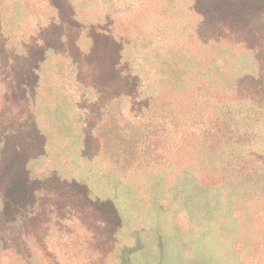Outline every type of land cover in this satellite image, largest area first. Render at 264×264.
Returning <instances> with one entry per match:
<instances>
[{"label": "trees", "instance_id": "obj_1", "mask_svg": "<svg viewBox=\"0 0 264 264\" xmlns=\"http://www.w3.org/2000/svg\"><path fill=\"white\" fill-rule=\"evenodd\" d=\"M2 1L0 251L37 264L63 230L89 264H110L108 212L139 191L136 168L167 191L180 173L201 191L264 194V7L79 0L67 14L48 0L50 31L15 37ZM155 195L156 211L170 207ZM60 206L90 233L59 225Z\"/></svg>", "mask_w": 264, "mask_h": 264}, {"label": "rangeland", "instance_id": "obj_2", "mask_svg": "<svg viewBox=\"0 0 264 264\" xmlns=\"http://www.w3.org/2000/svg\"><path fill=\"white\" fill-rule=\"evenodd\" d=\"M56 1L66 7L67 14L79 6V0ZM2 2H5L2 15L12 24L9 31L15 37H21L25 32L29 37L36 32L37 37H44L56 21L48 0ZM251 3L255 10L264 7V0H252ZM252 147L257 151L260 145L253 144ZM176 165L171 170L178 169L179 165ZM137 169L131 170L135 172L131 177L137 178L139 191L136 192L134 186L124 190L118 205L114 201L108 212L111 231L107 233L111 238L103 248L104 252H110V264H264V194H258L249 202L251 195L239 189H223L218 193L201 191L196 180L190 178L192 176H181L180 173L175 174L173 184L169 185L171 190L167 191L164 189L166 184H171L167 179ZM154 193L163 205L170 207L156 211ZM245 200L249 203H244ZM56 217L61 226L81 229L79 240L80 236H85L82 230L90 233L88 228L83 229L77 216L61 206ZM103 228L98 229V234L104 232ZM62 232H54V239L47 248L49 258H43L41 250L35 248L36 258L32 262L89 264L88 256L80 255L78 250L85 247L82 240L78 243L76 238ZM92 244L98 245L99 241L94 239ZM98 252L91 253L99 255ZM0 264L25 263L12 252L0 251Z\"/></svg>", "mask_w": 264, "mask_h": 264}]
</instances>
